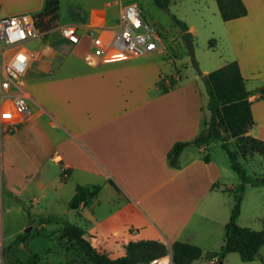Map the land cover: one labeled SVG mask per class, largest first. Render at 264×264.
<instances>
[{"label":"crops","instance_id":"obj_1","mask_svg":"<svg viewBox=\"0 0 264 264\" xmlns=\"http://www.w3.org/2000/svg\"><path fill=\"white\" fill-rule=\"evenodd\" d=\"M44 2L0 0V17L36 15ZM242 2L247 14L223 21L229 55L218 68L238 62L246 88L252 91L254 125L249 134L264 140V98L258 92L264 86V0ZM128 3L136 4L91 0L81 5L73 0L70 16L64 19L59 3L50 24L44 22L49 16L42 23L44 38L24 44L36 52L22 76L30 115L18 123L0 122V187L18 194L31 182L42 191L49 183L60 185L62 191L72 183L65 196L70 210L76 185H98L92 205L80 206L76 213L82 218L81 211L85 213L88 224L81 227L86 240L111 258L123 256L130 242L163 241L169 248L181 241L205 247L201 242L208 238V229L201 223L217 221V194L236 186L223 189L218 184L222 169L200 155L207 146L189 144L178 167L168 163L171 147L192 141L205 122V96L197 79L181 82L164 74L156 59L162 50L95 67L84 60L93 50L88 29L116 27ZM65 24L77 27V43L60 35L59 27ZM188 28L194 37L193 28ZM215 183L217 187H212ZM102 192L109 198L99 200ZM228 220L221 219L218 225L224 229ZM165 256L170 264V249ZM199 259L191 264H203Z\"/></svg>","mask_w":264,"mask_h":264},{"label":"rangeland","instance_id":"obj_2","mask_svg":"<svg viewBox=\"0 0 264 264\" xmlns=\"http://www.w3.org/2000/svg\"><path fill=\"white\" fill-rule=\"evenodd\" d=\"M72 1L59 0L62 19L70 16L69 5ZM77 1L83 5L84 2L91 0ZM129 1L137 4L145 20L161 37L162 52L156 54V59L160 62L162 72L177 77L181 82L191 78L197 79L198 88L206 99L204 79L192 68L181 40L182 32L173 26L171 17L175 15L188 27L193 28L195 58L201 71L206 68L215 70L229 55L227 41L222 37L223 20L215 0H170L166 9L157 7L153 0ZM52 19L53 17H50L45 25L50 24ZM205 146H207L205 151L200 155L204 159L206 155L209 156L222 169V177L218 184H221L223 189L229 185L237 187L240 179L230 169L227 155L220 143L211 142ZM230 147L236 152L239 163L249 177L264 176L263 157L257 153L243 151L234 139L230 140ZM194 149L197 150L196 147ZM71 185L72 183H69L64 188L65 191L64 189L62 191L60 185L49 183V187L42 191L35 182H31L26 190H21L18 194L10 193L0 187V264H92L82 248L64 236V222L68 221L80 226L88 224L84 219V211H81L82 218L76 211L67 208L65 196L70 194ZM230 189L228 191L224 189L226 192L217 194L220 197L219 201H215L218 205L217 221L201 223L208 229V238L201 244L206 248L213 247L208 252H214L217 257L224 236L223 226L218 225V222L229 218L236 193L234 188ZM108 198L106 192H102L99 196L101 201ZM46 217L54 218L51 222H39L40 218ZM237 224L264 231V185H245ZM20 234L23 235V239L15 240ZM160 242L168 248L165 242ZM24 244H27L28 249L24 248ZM205 247H200L202 257L199 261L203 264H206L211 256L204 249ZM259 252L264 259V245L260 247ZM262 259L255 257L252 261L244 262L237 253L230 252L225 255L223 262L224 264H264ZM168 260L167 256L163 260H155L149 264H167Z\"/></svg>","mask_w":264,"mask_h":264},{"label":"trees","instance_id":"obj_3","mask_svg":"<svg viewBox=\"0 0 264 264\" xmlns=\"http://www.w3.org/2000/svg\"><path fill=\"white\" fill-rule=\"evenodd\" d=\"M170 0H163L167 6ZM219 15L223 21L236 19L247 14L242 0H215ZM59 0H45L43 10L35 15L36 24L44 29L43 21L49 16L53 17L58 9ZM173 26L183 33L189 30L188 25L172 15ZM46 19L44 22H46ZM206 84V99L204 110L206 119L202 129L192 141L176 142L167 153L168 163L178 167V158L189 144L197 147L205 146L211 142H219L225 151L230 169L237 174L240 184L234 188V203L230 211L229 220L224 226V244L218 253L216 264H224L223 258L227 253L235 252L244 262L255 259V253L264 245V231H257L237 225L240 215V204L246 184L252 186L264 185V176L249 177L238 161L237 154L230 147V140L234 139L243 151L257 153L264 158V140L249 134L254 125L249 97L252 91L246 88L240 67L236 60L227 62L223 66L210 71L204 79ZM162 91L167 89L160 85ZM259 98H264V86L258 91ZM207 161V157H205ZM63 178V173H62ZM212 187H217L213 184ZM76 193L68 202V207L76 211L80 206L90 207L100 191L98 185H76ZM226 191L231 190L229 188ZM54 217L40 218V223L51 222ZM64 236L78 244L89 257L92 264H149L154 260L165 259L171 252L170 264H191L202 256V250L195 245L181 241L165 247L160 241L130 242L125 246V255L111 258L106 253L97 252L90 243L83 238L85 230L74 223L64 222ZM23 239L17 235L15 240ZM165 256V257H162ZM162 257V258H159ZM159 258V259H157ZM264 262V259H262Z\"/></svg>","mask_w":264,"mask_h":264},{"label":"built area","instance_id":"obj_4","mask_svg":"<svg viewBox=\"0 0 264 264\" xmlns=\"http://www.w3.org/2000/svg\"><path fill=\"white\" fill-rule=\"evenodd\" d=\"M59 33L71 44L79 41L74 24L61 25ZM88 34L93 50L84 60L94 67L105 61L162 50L161 37L134 3L123 7L116 27H90ZM45 35L46 31L37 26L35 15L19 13L0 17V122L18 123L30 115L22 76L36 52L28 51L24 44L29 40H42ZM217 260L212 256L210 264H216Z\"/></svg>","mask_w":264,"mask_h":264},{"label":"water","instance_id":"obj_5","mask_svg":"<svg viewBox=\"0 0 264 264\" xmlns=\"http://www.w3.org/2000/svg\"><path fill=\"white\" fill-rule=\"evenodd\" d=\"M154 4L162 9H166V5H164L163 0H153ZM181 40L183 42V45L185 46V49L188 53L190 63L192 65V68L196 72L197 75L202 77L203 79L206 78V74H204L195 58V51H194V43H193V33L190 30H187L181 34ZM28 231V230H27ZM25 249H28L27 244L23 245ZM255 257L262 259L261 253L258 251L255 253Z\"/></svg>","mask_w":264,"mask_h":264}]
</instances>
